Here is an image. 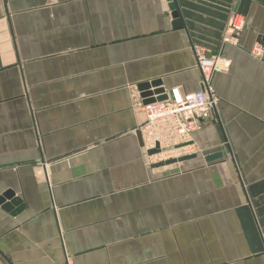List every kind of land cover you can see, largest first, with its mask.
I'll return each instance as SVG.
<instances>
[{
	"label": "crops",
	"instance_id": "obj_1",
	"mask_svg": "<svg viewBox=\"0 0 264 264\" xmlns=\"http://www.w3.org/2000/svg\"><path fill=\"white\" fill-rule=\"evenodd\" d=\"M173 1L180 28L166 0H0V264H264V0ZM195 48L231 61L220 121L154 168L139 86L199 91Z\"/></svg>",
	"mask_w": 264,
	"mask_h": 264
},
{
	"label": "built area",
	"instance_id": "obj_2",
	"mask_svg": "<svg viewBox=\"0 0 264 264\" xmlns=\"http://www.w3.org/2000/svg\"><path fill=\"white\" fill-rule=\"evenodd\" d=\"M244 16L232 12L221 36V45L238 47ZM264 52V41L255 42L250 55L260 59ZM195 67L200 74L201 89L195 93H184L179 87L170 88L162 95L166 99L143 104L137 98L134 107L142 112L145 121L139 128L142 149L148 162L154 165L188 157L196 153L192 135L203 124L215 118L219 122L218 98L211 80L215 74H226L231 68V61L222 52L211 55L200 48L194 49ZM158 150L154 155L148 152ZM46 166H44L45 168ZM62 264H73L66 257Z\"/></svg>",
	"mask_w": 264,
	"mask_h": 264
},
{
	"label": "water",
	"instance_id": "obj_3",
	"mask_svg": "<svg viewBox=\"0 0 264 264\" xmlns=\"http://www.w3.org/2000/svg\"><path fill=\"white\" fill-rule=\"evenodd\" d=\"M166 1L168 2V8L171 12V17L173 19L172 27L180 28L182 26V23L180 21V16L177 10L176 3L173 0H166ZM158 87H160V83L157 81H153L151 83H146V84L139 86L140 97L143 99V104H150L155 101H161V100L166 99V97L162 95L164 93V90L159 89ZM150 89H154V91L151 92ZM137 137H138L139 144L142 146L141 136H140L139 131L137 132ZM157 152L158 150H153V151L148 152V155H154ZM222 156H223L222 154L208 156L207 161H212V160L214 161L216 159L221 158ZM190 158L192 157L188 156V157L180 158L178 160H172L166 163L157 164L154 166V168L173 165L176 163L186 161ZM0 205L5 211L11 214H18L24 210V205L22 204L21 200L19 198H16L15 194L11 191L6 192L2 197H0Z\"/></svg>",
	"mask_w": 264,
	"mask_h": 264
}]
</instances>
